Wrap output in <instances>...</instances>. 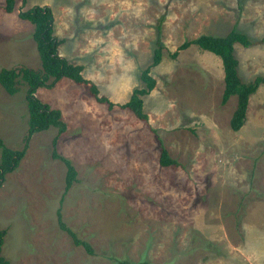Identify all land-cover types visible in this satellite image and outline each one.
Returning <instances> with one entry per match:
<instances>
[{"label":"rangeland","instance_id":"1","mask_svg":"<svg viewBox=\"0 0 264 264\" xmlns=\"http://www.w3.org/2000/svg\"><path fill=\"white\" fill-rule=\"evenodd\" d=\"M0 0V71L41 69L34 26L19 13L49 6L59 54L83 67L88 90L68 79L36 96L60 110L66 132L57 152L78 182L65 193L66 166L53 157L54 127L35 134L19 167L0 188L2 257L10 264H264V86L234 132L237 98L223 105L219 57L185 41L226 36L234 26L253 45H235L246 83L264 75V0ZM161 26L163 59L144 121L120 106L144 88ZM51 83V82H49ZM0 85V139L21 150L28 130L27 85ZM160 138L179 167H161ZM61 219L94 250L60 229Z\"/></svg>","mask_w":264,"mask_h":264},{"label":"trees","instance_id":"2","mask_svg":"<svg viewBox=\"0 0 264 264\" xmlns=\"http://www.w3.org/2000/svg\"><path fill=\"white\" fill-rule=\"evenodd\" d=\"M17 0H5L4 9L7 13H12L15 10ZM23 3L26 0H22ZM19 18L30 22L34 26L33 40L36 43L37 51L41 60V69L35 70L31 68H3L0 71V85L9 94L15 95L18 93L20 80L27 85V107L29 113L28 130L24 137V147L21 150H13L6 146L3 140L0 139V188L3 185L6 175L14 172L20 165L26 155L29 143L32 137L46 131L52 127L58 130V136L54 138L53 157L60 159L66 166L65 177V193L78 182V173L72 162L64 157H61L57 152L59 136L66 132L67 126L62 120L60 110L52 109L40 101L36 93L38 89L43 87H53L62 79H68L80 85L88 86V90L92 97L100 104H107L109 109H113L114 105L106 98L100 96L98 87L92 82L85 79L83 67L70 63L66 58L59 54V46L61 41L55 35L54 15L49 6H35L28 11L19 13ZM156 47L152 57V63L143 71H141V81L145 87L135 89L128 102L120 107L124 110L131 111L134 115L144 121L148 120V116L144 112V97L148 96L156 87V81L152 76L151 70L160 65L163 59V42L161 26L157 27ZM240 44L246 48L253 45L249 37L239 31L237 26L226 36L201 35L194 40L185 41L178 49L171 54V58H176L180 51L188 49L195 45L203 51H208L221 59L222 68L224 71V91L222 95V104L225 105L231 97L237 98L236 109L230 120L232 131L238 132L245 125L249 108L250 98L255 94L261 86H264V75L256 77L252 82L246 83L242 80L239 74V61L235 57V45ZM51 82V83H49ZM159 143L161 167H179L180 164L172 159L164 147L160 138H157ZM61 212L58 211V224L60 229L69 234L74 244L83 247L88 254L94 255V250L91 245L79 239V237L61 219ZM6 231L0 230V264H10L2 257V247ZM117 264H151L149 261L142 260L137 263L128 260H116Z\"/></svg>","mask_w":264,"mask_h":264}]
</instances>
